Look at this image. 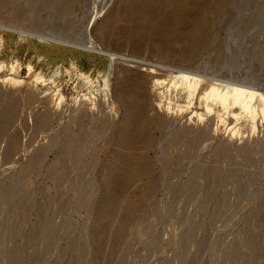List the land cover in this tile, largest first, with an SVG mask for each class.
<instances>
[{"label": "rangeland", "instance_id": "obj_1", "mask_svg": "<svg viewBox=\"0 0 264 264\" xmlns=\"http://www.w3.org/2000/svg\"><path fill=\"white\" fill-rule=\"evenodd\" d=\"M126 1L0 0V25L10 28L0 30V49L6 46L0 76L16 63L25 81L0 82V111L14 114L0 121V264H264L261 130L253 134L247 122H234L244 132L232 137L221 123L212 129L215 117L214 135L204 136L207 120L190 122L189 113L175 107L169 115L175 122L164 120L162 131L151 126L149 141L126 147L118 139L124 107L117 98L123 68L149 74L153 65H167L162 73L189 70L264 88V0H229L213 20L199 16L202 28L191 36L198 40L194 56L159 37L138 46L131 36L115 42L113 29L102 39L94 30ZM46 35L78 43L91 36L115 53L110 86L88 91L102 69L98 55L37 48ZM50 55L68 69L60 88L44 64ZM36 74L47 79L49 92L32 83ZM58 89L65 96L60 106L51 92ZM167 92L184 103L176 91ZM3 98L14 103L6 107ZM149 100L151 106L158 101ZM187 121L193 129L177 138ZM124 149L136 161L131 187L119 190L118 177L132 170ZM116 160L123 175L111 169ZM151 183L143 203L139 190ZM111 194L119 197L111 201Z\"/></svg>", "mask_w": 264, "mask_h": 264}, {"label": "bare ground", "instance_id": "obj_2", "mask_svg": "<svg viewBox=\"0 0 264 264\" xmlns=\"http://www.w3.org/2000/svg\"><path fill=\"white\" fill-rule=\"evenodd\" d=\"M202 1H204L203 5L201 4ZM199 2L200 0H129L120 4L117 7L116 11L107 17V24L105 27L99 28L97 26L94 31H96L97 34L101 36V38H106V36L110 35L113 29H115V42L126 41L131 36V38H133L137 42L138 46L139 44L143 45L147 41L153 39H156L157 41V38L159 37V39H164L163 42H169V45H171L170 47L175 46L177 52H179L178 50L182 47L189 52L186 53L185 51L186 54L194 56V54L197 52V49L199 48L197 46L198 40L194 41L191 36H194V34H196L195 31H199L200 26H202L200 25L201 21L198 20L201 19L202 16V18H204V20L206 19V21L213 20L221 10L225 9V7L229 3V0H201V3ZM185 7L186 9H183ZM132 20L135 21L132 24H129L128 22ZM93 24H95V22H93ZM8 29L10 28L5 25H0V30L6 32L9 31ZM42 36H44V34ZM49 37L50 36L47 35L46 37H38L39 40L37 48L42 47L50 52L51 48L59 46L67 49L82 51L84 50L92 53L93 55L94 53L98 55L102 63V69L100 71L99 77L88 91H96L97 89H101L102 87L110 86L114 71V62H117L118 60L115 53H112L95 45V42H92L93 40L91 39V36L90 40L86 43H78L58 37ZM113 37H115V35ZM179 40H181V42ZM5 47V44L1 45L2 50L5 49ZM176 51L173 53L176 54ZM179 55L180 54H178V56ZM33 56L35 58L37 57L36 55ZM173 56L177 57V55L174 54L172 55V57ZM46 58L47 63L45 62L44 64L47 67V72L52 75V78L49 80L56 84V88H60L63 74L68 73V69H61L60 62L53 61L51 55L50 58ZM36 59L38 60V58ZM38 61L40 62V60ZM49 64L54 65V68H52L51 71H49L48 69ZM4 66V64H0V71ZM159 66L154 67L153 65V69H150L149 74H147L148 69L146 70V68H142L143 71L146 70V73L144 74L141 69H133V67L132 69H128V67L124 69L122 67L123 69L121 70V74L118 75L121 84L117 90V95L119 96L117 98H119L123 102L124 107L123 119L121 120L119 126L121 130L124 129V132L118 130L117 137L120 132H123V135L121 137H118L119 140H122L123 145L126 146L127 144L128 146V144L132 141L134 142V140H136V142H142L146 140L149 141L152 137L151 126H154V128L158 131H162L165 125L164 120H166L167 125L169 122H175L176 118L169 116L170 113L173 112L175 107L181 112L189 113L187 120H190V122L198 121L200 123L207 120L206 127L200 129V131L203 132L202 135L204 136H213V130L217 132L220 128L219 123H221V125L226 126L227 131L232 135V137H237L239 135H243L242 133L244 131L242 130L241 126H238L236 124L233 125V123L236 122L239 124L240 122V124H243V122H247L252 133L255 134L256 132L261 130L262 134L260 139H264L263 87L255 84L245 83L242 81H236L234 79H225L226 77H211L199 72L189 70H172L170 68L172 72H169V69L168 71H165L166 73H162V70H167V65L164 67V69ZM28 68L31 71L32 68ZM19 69L20 67L16 65V63H13L9 67V74L0 76V82H11L14 85H20L24 83V79L17 76ZM143 74L146 76H144ZM33 77L34 79L32 80V83H35L37 88H46L48 83L47 79H44L43 75L36 74ZM86 82L87 79L77 80L75 86H83ZM169 90L176 91V95H180V97L183 98L181 100L184 103H178V99L177 103L176 101L174 102V97H172L171 95H167L169 94L167 92ZM46 91L49 92V88H46ZM59 91V89L51 91L53 93V98H56L55 104H57L58 106H60L65 99V96ZM151 96H157L158 99V101H156V104L152 106L149 100ZM3 99L5 100L4 102L6 103V107L14 103L8 98ZM157 108L164 112L166 111V113L168 114H166V116H163L159 113L152 114L151 109ZM12 115L14 114H12L10 111L6 112L5 108L0 111V121L11 120V118L13 117ZM215 117H217L218 119V124L216 128H212V130L211 126L214 123L213 121ZM192 129L193 127H191V123H188L187 121V124H184V126L181 127L176 137L181 138L185 133ZM201 132L198 133V135L200 134L199 137H202ZM226 141L228 140L226 139ZM124 153L127 154L125 155L128 156V159L126 161V156L124 155V158L120 156L123 159L121 160L123 162L126 161V165L130 169H132V164L136 161L134 158L135 156L127 153L126 150ZM118 160L112 162L111 169L113 172H115L116 168L118 169L119 167L118 162H121V160ZM122 165L123 164L121 163V167L118 170H122ZM118 170L116 171L117 174L119 172ZM132 171L133 169L129 172V174H126L127 176L124 175L118 177L119 190L125 189L126 187H131L130 176ZM123 172L124 171H121L122 175ZM153 189L154 185L151 183L139 190V196L143 203L146 200L147 194L153 192ZM109 197L112 201L116 200L119 196L111 194Z\"/></svg>", "mask_w": 264, "mask_h": 264}]
</instances>
